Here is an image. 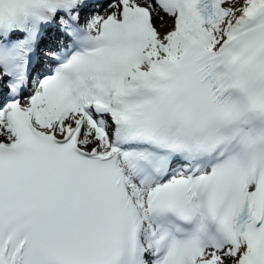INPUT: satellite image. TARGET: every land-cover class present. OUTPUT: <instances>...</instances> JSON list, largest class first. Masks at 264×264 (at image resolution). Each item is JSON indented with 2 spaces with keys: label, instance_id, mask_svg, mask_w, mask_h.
Masks as SVG:
<instances>
[{
  "label": "snow or ice",
  "instance_id": "6c2138e0",
  "mask_svg": "<svg viewBox=\"0 0 264 264\" xmlns=\"http://www.w3.org/2000/svg\"><path fill=\"white\" fill-rule=\"evenodd\" d=\"M0 264H264V0H0Z\"/></svg>",
  "mask_w": 264,
  "mask_h": 264
},
{
  "label": "bare ground",
  "instance_id": "6f19581e",
  "mask_svg": "<svg viewBox=\"0 0 264 264\" xmlns=\"http://www.w3.org/2000/svg\"><path fill=\"white\" fill-rule=\"evenodd\" d=\"M165 20L167 21V23L170 25V23H171V21L167 18V17H165ZM160 21L159 20H157V26H159L160 25ZM162 31L164 30V29H161Z\"/></svg>",
  "mask_w": 264,
  "mask_h": 264
}]
</instances>
